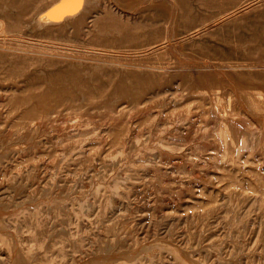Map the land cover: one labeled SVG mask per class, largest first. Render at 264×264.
<instances>
[{"label":"rangeland","instance_id":"1","mask_svg":"<svg viewBox=\"0 0 264 264\" xmlns=\"http://www.w3.org/2000/svg\"><path fill=\"white\" fill-rule=\"evenodd\" d=\"M60 1L0 0V264H264V0Z\"/></svg>","mask_w":264,"mask_h":264},{"label":"bare ground","instance_id":"2","mask_svg":"<svg viewBox=\"0 0 264 264\" xmlns=\"http://www.w3.org/2000/svg\"><path fill=\"white\" fill-rule=\"evenodd\" d=\"M150 2V1H149ZM58 3V2H57ZM81 3H76L75 0H61L56 6H54L51 9H47L40 17L39 19L41 21H55V20H61L62 18H65L67 16H72L73 13L76 11H79V8L81 6ZM83 4V3H82ZM114 5V4H113ZM121 14V13H120ZM50 21V23H51ZM10 22V21H9ZM59 22V21H56ZM39 23V22H38ZM47 22H44L46 24ZM49 23V22H48ZM53 23V22H52ZM43 25V24H42ZM2 38V37H1ZM259 167V165H258ZM263 169V168H262ZM87 186V185H86ZM117 256V255H116Z\"/></svg>","mask_w":264,"mask_h":264},{"label":"snow or ice","instance_id":"3","mask_svg":"<svg viewBox=\"0 0 264 264\" xmlns=\"http://www.w3.org/2000/svg\"><path fill=\"white\" fill-rule=\"evenodd\" d=\"M75 2H76V3H80V2H82V0H75Z\"/></svg>","mask_w":264,"mask_h":264}]
</instances>
